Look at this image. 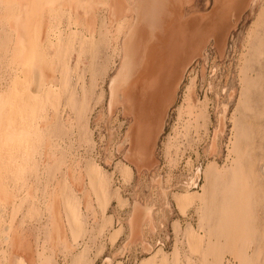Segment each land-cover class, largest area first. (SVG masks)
Wrapping results in <instances>:
<instances>
[{"label":"rangeland","instance_id":"obj_1","mask_svg":"<svg viewBox=\"0 0 264 264\" xmlns=\"http://www.w3.org/2000/svg\"><path fill=\"white\" fill-rule=\"evenodd\" d=\"M243 1L238 12L228 9L212 28L200 33L201 27H196L190 33L194 35L186 37L188 51L202 46L209 35L216 39L198 51L186 67L157 140L153 137L157 125L133 124L132 113L141 107L146 109L143 116L157 111L158 122L163 105L171 98L173 83L180 77L186 56L182 49L176 52L171 46L175 36L170 28L172 19H176L175 12L183 18L207 14L217 0H87L86 7L78 1L84 7L79 6L80 17L73 13L75 1L44 5L38 18L39 43L48 49V36L56 43L42 68L49 78L45 88L55 86V92L34 115L29 137L0 141V264H190L193 251L188 229L192 226L191 230L205 235L201 227L205 205L214 200L217 213L226 199H233L232 206L237 203L236 210L253 235L250 244L256 250L255 263L264 264V101L251 112L263 114L253 126L243 122L240 102L245 69L257 65L254 54L259 43H264V0ZM133 3L142 12L138 11L141 23L150 24L147 32L157 28L158 33L165 31L170 36L165 45L164 36L155 44L162 47L166 68L162 65L157 70L159 62L150 54V36L142 37L144 27L140 38L136 35L135 39L134 32L131 37L138 46L147 40L144 48L148 45L149 52L129 40L136 52L123 53L130 25L125 22L133 15ZM15 10L14 1L9 8L0 0V107L5 106L1 107L4 130L19 135L28 121L23 120L19 105L13 107L19 104L17 93L22 90L14 93V98L12 87L16 78L23 77L8 20ZM225 10L224 5L221 13ZM230 22L232 28L225 40L222 30ZM139 53L142 58L148 54L154 63H146L147 58L144 61ZM133 57L138 59V67L152 65L150 70L145 65L142 69L149 71L136 70L135 62H130L135 61ZM124 59L130 62L128 67ZM261 59L264 62V56ZM138 71H148L150 79L154 78L149 82L147 74L143 75L146 87L135 111L133 95L144 78ZM233 89L236 92L231 96ZM12 98L16 103L11 106ZM235 134L238 140L240 137L241 152L248 149L242 163L239 161L241 166L236 165L239 176L232 169ZM136 145L147 149L141 153ZM93 166L106 178L100 192L92 181L90 184ZM198 171L197 186L185 189ZM190 191L195 196L183 213L176 197ZM233 222L225 220L228 225ZM232 246L237 248L238 244ZM205 248L203 243L196 253L198 264L203 263ZM226 256L232 259L230 253Z\"/></svg>","mask_w":264,"mask_h":264},{"label":"bare ground","instance_id":"obj_2","mask_svg":"<svg viewBox=\"0 0 264 264\" xmlns=\"http://www.w3.org/2000/svg\"><path fill=\"white\" fill-rule=\"evenodd\" d=\"M4 1H5L6 5H7V7H9V8L13 4V1L16 4V10H15V12L12 11L9 14L8 20L10 22V25H11L12 30L14 31V36H15V39H14V51H15L14 54H15V57H16L15 59H17L19 61L18 63L23 66V68H22L23 69V71H22L23 72L22 73L23 74V77L16 78V80L14 82V86L15 87H12V89H13L12 90L13 91L12 92L13 93V97L15 98V96L18 94V96L16 98V101H18L19 104H17L16 101L13 100L14 98H12V100H10V102L9 101L8 102L11 105L12 102L15 101L14 103H16V104H13V107H14V105H16V106L19 105L20 106L19 107L20 110L18 109V111H21V112L23 111L22 112V116H24L23 120H26L27 119L26 121H28L27 122V128H26V130H24L21 133L19 132L18 133L19 135H16L17 133L15 134V132H13L12 130L11 131L10 130H6L5 131L4 128L2 127L3 124L1 125V123H2V121H1L2 120L1 118L2 117L1 116L3 114L2 113V110H3L2 108L5 107V106L4 105H1L2 108L0 107V141L1 140L3 141L5 138H6L5 141H8L7 140V138H8L9 139V142L10 141L13 142L14 141V138H16L15 140H17V136L20 137V135L22 137H24V138L29 137V131L32 128L31 126H32V122H33L32 120L34 118V115L42 110V107L46 104V101L51 100V97L54 95V92H55V88H54L55 86L52 87V86L49 85V87L46 86V88H45V85L47 83L46 82L47 81L46 79H49V78L48 77L47 78L45 77V75L43 73V68H42V65H43L44 62H47L48 63V61L50 59L51 52L53 51L52 48L55 47V43H56L49 36L47 37L48 38V42H49L48 43V49H45L39 43L40 33H39L38 20H40V19H38V18H39V15L41 13H43V9H44L43 7H44V5H46L47 3H51L52 5H54L55 4L54 2H57L58 4H60L62 6L66 2H69V4H71V2L75 1L76 2V6L74 5L75 6V9H73V13L76 16L77 15L79 16V15L82 14V10L79 8V6L81 7V4L82 3L85 4L87 2V0H4ZM78 1H80L79 3H81V2L82 3L79 4V3H77ZM242 1L243 0H230V3L229 4L227 3L229 6H227V4H225V9L226 10L224 11V16H226L228 9H231V10L232 9H235L234 11L235 12H238V9L240 8V6L242 4ZM138 2H139V0H138ZM87 3H89V1ZM134 3L136 5H138L136 2H134ZM134 3H133V6H132V10L133 11L131 12L133 15H132V17L128 21L125 22V23L129 22L130 25L128 27V30H127L126 34H125L124 44H123V48H122L123 49V53L125 52L124 54H127L128 51H131L132 50L131 47H133V44L135 43L134 42L135 41L134 38H132L133 36L135 37L136 35H138L137 38H140L139 35L142 36V33H144L146 31V33H144L142 37H144V39H147L150 36L149 37L150 39L148 38L149 39L148 42H149V44H151V45H149V47H151L150 48L151 49L150 54H151V58H153L156 62H159L158 66H157V70H160V67H162V65H164V67L166 68L167 62L165 60V54H163L162 47L160 45L158 47L155 44L157 42L158 43H161L162 40L160 38L162 36H164V40H166V41H164V44L163 43L162 44L165 45L167 43V41L169 40L170 36H168V34H166L167 32H165V31H164L163 34L158 33L157 28H156L158 25L155 27L156 28V31H155V29H154V32L153 33H151L152 32L151 30H150L151 32L149 31L151 33V35H150V33L147 32L148 29H149L150 24L149 25L147 24L146 26H144L143 24H145V23H143V24L141 23L143 20H141V18H140L141 21L139 20L140 15L138 14L140 12L139 11L140 8L137 7ZM231 5L233 6L232 8H230ZM48 6H50V4H48ZM84 6L86 7V4ZM227 7H229V8H227ZM81 8H84V7L82 6ZM137 8H138V10H137ZM53 10H54V7H53ZM58 13H59V11H58ZM141 13L142 12H140V14ZM136 16H137V18H138L139 21L137 20ZM42 17H43V15H42ZM141 17L143 19V16L142 15H141ZM173 19H172V21H173ZM130 21H132V22H130ZM9 22H8V24H9ZM140 23L143 26H141ZM143 27H144V32H143ZM145 27H148V28L146 29ZM141 29H142V33H139V31ZM136 30H137V34H136ZM90 32H92V31H90ZM133 32L135 33V35H134ZM168 32H170V31H168ZM132 33H133V36L131 37V34ZM155 33H158L159 36L158 35H155ZM147 34H149V35L148 36H144V35H147ZM193 35H191V36H193ZM224 35H225V32H223V30H222L221 36L224 37ZM130 37L132 39H130ZM135 39H136V37H135ZM129 40L131 42H134V43L132 44L131 42H129ZM191 40H192V38H191ZM139 41L141 42L142 39H140ZM139 41H136V42L138 43ZM143 41H145V40H143ZM140 42H139V44H141ZM148 42L146 40V44ZM130 44H132L131 47H130ZM146 44L144 43V45H146ZM189 44H191V43H189ZM135 45H136V47L138 46V44H136V43H135ZM144 45H140L138 47L143 46V47H141L142 50H143ZM153 45H155V46H153ZM149 47H148V45L145 47L147 52H149V50H148ZM50 48L52 49L51 52L49 50ZM133 48H135V46ZM145 48H144V50H145ZM132 51H134V49ZM138 51H139V49H138ZM138 51H137V53H138ZM146 51H144L142 53L140 52V53L143 55L144 53H146ZM135 52L136 51H134L133 53H135ZM133 53L131 52V54H133ZM140 53H139V56L141 55ZM142 55H141V58H142ZM146 55H148V54H146ZM146 55H145V57L142 58L143 60H144V58L145 59L147 58ZM254 55L256 56L257 65H254V66L251 65V66L246 67V69H245V75H244V78H243V88H242L241 97H240V102H241V105H242L241 112H243V117H242L243 119L242 120H243V122H245L247 125H250V126H253L252 123L256 122L257 120H260V117L263 115V114H261V116H258V114H252L251 112L254 109H258L260 107V105H259V102L260 101H264V62L261 61L262 60L261 58L264 56V43H262V42L259 43L258 47L256 48V51H255V54ZM126 56H128V54ZM126 56L124 58H126ZM135 56H137V54H135ZM139 56L137 57L138 59H139ZM130 58H131V55H130ZM130 58H129V60H130ZM151 58L150 57L147 58V60L149 62H146V63L153 64L154 61H151ZM133 59H135V58L133 57L131 60H133ZM138 59L137 60L135 59V61H130V62H132L131 64H133L134 62H135V64L137 62H139ZM162 59H164L165 62H162ZM124 61L123 62L127 65V66L126 65L125 66L128 67V63H130V62L128 61V59H127V61H126V59H124ZM142 61H140V63H139L140 65L141 64L143 65V62L146 61V60H144L143 62ZM144 65L147 66V67H144ZM144 65L143 66H140V67H138V65H137L136 66L137 68L134 67V66L133 67L137 70L138 68H140V69H142V67L148 68V66H149V65H146L145 63H144ZM151 66L152 65L149 66V70H150V67ZM178 66H180V65H178ZM131 68H132V66H131ZM144 68L142 70H144V71L148 70V69L145 70ZM140 69H138V70H140ZM153 70H152V72H154ZM148 71L146 73L144 72V74H147ZM162 71H163V69H162ZM134 73H135V70H134ZM139 73H142V72L138 71V75H140ZM149 73H151V71ZM156 73H157V71H156ZM144 74L142 73V76ZM151 75H152V73H151ZM151 75L149 74V76H151ZM149 76L147 74L146 77H149ZM155 78H156V76H155ZM140 79H139L138 82L141 83V80L144 81L143 79H145V77L142 78L141 80ZM149 79H150V77H149ZM48 81H50V80H48ZM149 82H150V80H149ZM140 83L137 84V85H140ZM52 84H54V83H52ZM18 86L20 87V89H17V88H19ZM30 88H34V90L31 91ZM23 89H26L25 90L26 91L25 94H24V90ZM20 90H22L23 95H21L22 92L17 93ZM235 92H236V89H233V91H232V93H230V95L231 96L234 95ZM14 93H17V94H14ZM2 98H4V97H1V100H3ZM5 102L6 101H3V104ZM42 102H43V104H42ZM1 103L2 102L0 101V104ZM159 103H160V101H159ZM262 106L263 107H261V108H263V111H264V105H262ZM7 110L8 109H6V112L9 111V110L8 111ZM137 112H138V114L136 112L135 113L133 112V113L135 114V116L138 115V118H136L137 121H138L137 122L138 125H143V126L154 125V127L156 128V125H157L156 124L157 123L156 122V119H157V111L156 112L152 111L151 114L143 116L142 114L144 112H146V109L145 108L142 109V107H141L140 108V111H137ZM13 114H14V112H13ZM261 120H262V117H261ZM10 121H9V124H10ZM13 121H14V119H13ZM260 122H262V121H260ZM237 124H236V127H237ZM258 124H259V121H258ZM6 126H8V125H6ZM237 128H239V127H237ZM236 132L238 133L239 131L237 130ZM235 135H236V139L233 142V149H232V151L236 154V158L233 160V164H232L233 165V168L232 169L234 171L233 172L234 175L235 176H239L240 173H237V169L241 166V164L239 163V161L242 163V161H243L242 158H244L246 156L245 154L248 153L247 152L248 149L247 150L245 149L246 150L244 152L245 154H243V152H241V151H243V149L241 150L240 149L241 146H239V144H240V141H239L240 140V137H239V140H238L237 134H235ZM252 135H254V134H252ZM3 136H4V138L2 139L1 137H3ZM246 136H247V134H246ZM249 136H250V134H249ZM238 141H239V144H238ZM15 143H16V141H15ZM17 144H20V143L17 142ZM248 156H250V155H248ZM256 160H257V158H256ZM238 163L240 165L238 166V168H236V165H238ZM245 165H246V162H245ZM243 173L244 172H242V174ZM89 175H90V179H91V180L89 179L90 180V184H91V181H92L93 186L94 187H98V189L96 190V192L97 191L100 192V190L102 189V187H103V185L105 183V179L106 178L103 176V174L100 171L99 167L98 168L97 167H94V166L91 167L90 170H89ZM200 176H201L200 171H198L194 175V177L191 179L190 183L189 182L187 183L188 186H186V184H185L182 187H185L186 186L185 189H187V190L194 189L197 186V184H198V180H199ZM217 177H218V175H217ZM246 180H250V179H246ZM180 189H184V188H180ZM176 196H178V195H176ZM194 196H195L194 193H192L191 191L190 192H185V193L180 192L179 197H176V198H178V200H176V202L178 201L177 205H179L178 207H180V209H181L180 211L181 212L186 213L187 209H189L188 208L189 205L192 203V200H193ZM197 197H196V199H197ZM238 199H239V197L236 196V200H238ZM232 200L226 199L227 202L224 204L225 206L224 205L220 206L219 209L217 210V213L214 212L215 210L213 208V204L215 203V201L214 200H211L214 203L213 202L209 203L210 200L208 201V203L205 205L206 206V210H205V213L202 215V221H201V227L203 229H205V235L204 234L201 235L199 233L194 232L195 230L194 231L191 230L192 229V226L190 227L191 229H188V232H187L188 233L187 234V236H188V242H189V245H190V247L192 249L191 251H193L192 252L193 254L190 256L191 257L190 258V264H198V258L199 257H198V255L196 253H200L199 250H200V248H202L203 243H206V248H205L206 250L204 252V255L202 254V257H201V261L203 262L202 264H236V262L238 264H256L255 263V259H254L255 258L254 253L256 252V250L250 244L252 242V239H253L252 236L253 235L250 233L251 231L249 232V229L246 226L247 224H246L245 218L243 219V216L241 218V215H239L238 211L236 210L237 203H235L234 206H232ZM195 201H194L193 204H195ZM75 211H78V210H75ZM72 212H74V211L72 210L70 213H72ZM76 215L77 214H75V216ZM227 218H230L234 222L231 225H228L227 223H225V220ZM77 219H79V217ZM205 219L207 221L206 223H204L205 222ZM80 221L81 220H79V222ZM71 222L72 221H70V223ZM76 223H78V222H76ZM247 223H248V221H247ZM79 224H81V223H79ZM73 228H74V226H73ZM237 244H238V247L237 248H235V247L232 246V245H237ZM229 245H231V246H229ZM197 251H199V252H197ZM227 253H230L231 254L232 259H226V257H227L226 254ZM80 263H82V262H80Z\"/></svg>","mask_w":264,"mask_h":264},{"label":"water","instance_id":"obj_3","mask_svg":"<svg viewBox=\"0 0 264 264\" xmlns=\"http://www.w3.org/2000/svg\"><path fill=\"white\" fill-rule=\"evenodd\" d=\"M227 1V2H226ZM229 4L230 0H217L216 5L213 7V9L204 15H199V14H192L191 16L187 17V18H183L182 15H178V13L176 12V19H174L172 21L171 24V32H173L175 34L173 42L171 44V46L175 47L176 49L174 51L179 52L181 49L183 50L182 55L186 56L185 61L182 63L181 65V69H180V77L178 78V80L174 83V87H173V91L171 94V98L166 102V104L163 105L162 107V111H161V116L159 117V120L157 122V130L155 131L154 136H156V140L157 137L159 135V132L162 128L163 125V120H164V116L166 114L167 108L169 107V105L171 104V102L174 99L175 96V92L176 89L179 85V83L182 80L184 71L186 69V67L188 66V64L190 63V61H192V59L194 58L195 54L202 50L207 44L208 42L212 39L215 38V35H209V37L207 38V40L204 42V44L198 48L191 49L188 51V48L185 47L186 45V37L188 35H190V33L197 27H201L200 29V33L205 32L206 30H209L210 28L213 27V25L217 22L220 21L222 19L221 16H223L224 11L221 13L223 7L225 4ZM213 20V21H212ZM212 21V22H211ZM231 21V19H230ZM207 22H210V24L206 25ZM232 28V23L230 22L229 26L227 27V29L223 32H225L224 38L226 40V36L227 33L229 32V30ZM216 39V38H215ZM185 47V48H184ZM162 74H158L157 75V79H158V83L159 80H161ZM153 79V78H152ZM149 79V80H152ZM146 79H144V81L142 82V84L140 86H138L137 91L135 92V94L133 95V105H134V110L137 111V109L139 108V102H140V97L142 95V93L145 91V84ZM133 110V109H131ZM133 112V111H132ZM138 114V112H136ZM133 117H134V123H137V119L135 114L133 113ZM137 146V145H136ZM139 148V151L142 153L143 150L145 151L147 149L146 147H140L137 146ZM151 151V150H149ZM147 152V151H146ZM146 154V153H145Z\"/></svg>","mask_w":264,"mask_h":264}]
</instances>
